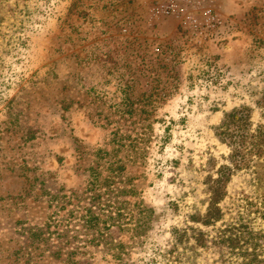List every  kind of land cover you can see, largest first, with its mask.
Returning <instances> with one entry per match:
<instances>
[{
  "label": "rangeland",
  "instance_id": "obj_1",
  "mask_svg": "<svg viewBox=\"0 0 264 264\" xmlns=\"http://www.w3.org/2000/svg\"><path fill=\"white\" fill-rule=\"evenodd\" d=\"M165 3L0 0V264H264L263 154L233 171L217 221L195 220L228 163L225 114L248 107L264 133V0ZM114 158L122 215L87 229L90 168Z\"/></svg>",
  "mask_w": 264,
  "mask_h": 264
},
{
  "label": "trees",
  "instance_id": "obj_2",
  "mask_svg": "<svg viewBox=\"0 0 264 264\" xmlns=\"http://www.w3.org/2000/svg\"><path fill=\"white\" fill-rule=\"evenodd\" d=\"M137 102H142L143 104L152 103V99L149 96L141 95L137 97ZM133 103L129 97L123 99L121 105H126L128 108L120 112V119L125 120L127 116H134ZM138 112L139 116L144 113L143 110ZM146 126L150 128L151 122ZM217 135L222 142L230 147V153L227 158L228 163L219 165L216 169V177H209L208 179L210 198L207 209L201 219H195L197 223L205 226L211 225L219 219L221 212L218 202L225 195V187L233 171L248 165L249 154L264 155V133L259 129L253 131L250 121V109L248 107H242L226 113L217 128ZM111 153L102 148L96 150V155L99 158H103L105 155L113 156ZM124 169L125 165L120 158L107 160L106 174L103 177H101V173L96 168H90V186L87 190L89 191V197H87V203L82 206L84 213L79 218L87 229L101 231L102 228L106 229L110 225L115 224L118 220L117 216L122 215V204L124 201L120 200V196L129 192L125 186L119 185L121 182L123 183L119 177H121ZM115 215L117 216L115 217ZM195 232L193 235L195 243L199 246H204L208 234L201 229H197ZM180 236L186 237L187 234L184 232ZM238 240V233H230L226 237V241L230 242L231 245H233L234 241L238 242ZM243 264L252 263L249 261Z\"/></svg>",
  "mask_w": 264,
  "mask_h": 264
},
{
  "label": "built area",
  "instance_id": "obj_3",
  "mask_svg": "<svg viewBox=\"0 0 264 264\" xmlns=\"http://www.w3.org/2000/svg\"><path fill=\"white\" fill-rule=\"evenodd\" d=\"M199 0H165L163 11L175 12L180 7H195Z\"/></svg>",
  "mask_w": 264,
  "mask_h": 264
}]
</instances>
